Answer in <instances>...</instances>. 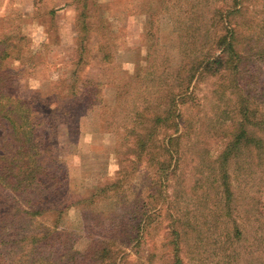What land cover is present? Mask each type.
<instances>
[{
    "label": "rangeland",
    "instance_id": "1",
    "mask_svg": "<svg viewBox=\"0 0 264 264\" xmlns=\"http://www.w3.org/2000/svg\"><path fill=\"white\" fill-rule=\"evenodd\" d=\"M262 3L244 0L237 8L242 7L243 14L236 15L235 22L241 34H252L253 41L263 28L256 25ZM216 10L234 11L233 0H0V54L10 53L2 71L14 70V91L34 109L42 110L45 101L49 108L62 106L70 111L51 137L57 151L48 168L61 181L59 204L83 202L73 205L62 222L64 228L82 235L76 246L79 251L88 247L89 234L105 229L92 223L117 219L113 234L118 244H124L125 256L119 264L171 263L166 216L167 209L175 207L169 201L174 199L171 186L182 173L186 178L184 172L188 173L185 186L194 185L199 151L188 168L175 167L174 161L171 168H177V174L165 184L158 163L165 158L169 136L179 133L173 126L159 125L154 138L145 139L144 148L136 136L146 134L152 116L169 107V89L178 94L175 75L180 69L181 43L192 29L212 28ZM248 43L245 39L244 48ZM256 51L252 43L237 80L263 105L264 62ZM251 81L257 83L251 86ZM72 89L78 93L71 94ZM189 94L192 98L184 103L177 99L172 107L173 118L187 128L178 142L183 146L192 144L195 127L232 112L237 97L229 79L209 76L196 79ZM180 111L182 121L177 117ZM8 132L0 123V148ZM217 142L210 147L213 154L218 152ZM255 172L260 174L261 168ZM161 188L165 195L161 196ZM150 216L157 223L150 224ZM214 248L207 246L206 256L201 246L185 247L184 264H221L213 254L208 257ZM241 264H248L246 256Z\"/></svg>",
    "mask_w": 264,
    "mask_h": 264
},
{
    "label": "trees",
    "instance_id": "2",
    "mask_svg": "<svg viewBox=\"0 0 264 264\" xmlns=\"http://www.w3.org/2000/svg\"><path fill=\"white\" fill-rule=\"evenodd\" d=\"M243 1L233 0L234 11L216 10L212 28L200 26L191 30L180 47V69L175 75L178 94L171 87L166 97L169 107L152 116L146 134L137 132L136 140L142 148L146 146L145 139L154 138L159 125L173 126L179 133L169 136L168 146L164 145L165 158L158 163L165 184L177 174V168H171L174 161L175 167L188 168L199 151L194 185L185 186L188 173L184 172L186 178L182 173L171 186L174 199L169 201L175 207L166 211L170 220V264H184V248L197 246L206 256L207 246L215 247L209 250L208 257L213 254L221 264H241L244 256L248 264H264V104H260L262 100L256 93L242 90L237 80L252 43L257 45L255 54L264 62V0H260L263 3L256 16V25L263 27L256 41L250 33L241 34V26L235 22L236 15L243 14L242 7L237 9ZM253 20L254 16L251 25ZM246 24H242L243 29ZM244 38L249 41L245 48ZM9 57V52L0 54V123L9 131L7 142L0 148V264L121 263L125 259L124 244H118V237L113 234L117 219L106 217L99 224L92 223L97 229H105L89 234L90 243L84 251L76 248L82 235L63 227L67 211L83 202L59 204L61 181L48 167L55 161L57 151L51 137L70 111L62 106L49 108L45 101L41 102L44 106L40 111L18 96L14 91V70L2 71ZM108 58L109 54H105L104 59ZM204 76L230 80L237 95L234 110L223 112L226 117L217 116L211 124L195 127L192 144H180L181 147L178 142L187 128L173 118L172 107L177 99L184 103L192 98L191 85ZM158 82L163 83L162 78ZM256 83L251 81L250 85ZM77 93L72 89L71 94ZM177 117L182 121L181 111ZM216 139L218 152L213 154L215 150L211 148ZM255 168H261L260 174ZM189 173L193 174V168ZM159 192L165 195L163 188ZM149 218L150 224L157 223L153 216ZM198 261L204 263L205 259Z\"/></svg>",
    "mask_w": 264,
    "mask_h": 264
}]
</instances>
